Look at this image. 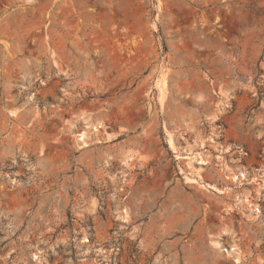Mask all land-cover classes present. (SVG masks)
<instances>
[{
    "label": "rangeland",
    "instance_id": "rangeland-1",
    "mask_svg": "<svg viewBox=\"0 0 264 264\" xmlns=\"http://www.w3.org/2000/svg\"><path fill=\"white\" fill-rule=\"evenodd\" d=\"M0 264H264V0H0Z\"/></svg>",
    "mask_w": 264,
    "mask_h": 264
},
{
    "label": "bare ground",
    "instance_id": "bare-ground-1",
    "mask_svg": "<svg viewBox=\"0 0 264 264\" xmlns=\"http://www.w3.org/2000/svg\"><path fill=\"white\" fill-rule=\"evenodd\" d=\"M87 128L89 129V128H91V133H99L100 131H101V129H102V126L101 125H92V126H87L83 131H81L80 132V134L78 135V141L79 142H81L82 144H85L86 143V139L89 137V132L90 131H88L87 132ZM170 144H171V146L173 147L174 146V144H173V141L172 140H170ZM200 144V146L202 145V142H200L199 143ZM237 179V177H234V180H236ZM217 190V189H216ZM217 191H219V192H222L221 190H217ZM242 202H247V203H249V204H251V202L248 200V199H243L242 200ZM258 211V209L256 208V210H255V212H257ZM218 244V243H217ZM220 244V243H219ZM218 244V245H219ZM227 253L229 254V255H233V254H236L237 253V250H236V248L233 246V247H230L228 250H227ZM237 262L239 261V259L237 258V260H236Z\"/></svg>",
    "mask_w": 264,
    "mask_h": 264
}]
</instances>
